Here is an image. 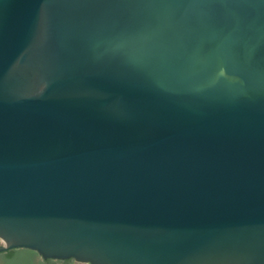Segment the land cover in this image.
I'll return each mask as SVG.
<instances>
[{"label": "water", "instance_id": "1", "mask_svg": "<svg viewBox=\"0 0 264 264\" xmlns=\"http://www.w3.org/2000/svg\"><path fill=\"white\" fill-rule=\"evenodd\" d=\"M0 239L264 264V0H0Z\"/></svg>", "mask_w": 264, "mask_h": 264}, {"label": "trees", "instance_id": "2", "mask_svg": "<svg viewBox=\"0 0 264 264\" xmlns=\"http://www.w3.org/2000/svg\"><path fill=\"white\" fill-rule=\"evenodd\" d=\"M70 261H64L70 264ZM57 261L42 260L37 253L26 249H13L0 253V264H55Z\"/></svg>", "mask_w": 264, "mask_h": 264}, {"label": "rangeland", "instance_id": "3", "mask_svg": "<svg viewBox=\"0 0 264 264\" xmlns=\"http://www.w3.org/2000/svg\"><path fill=\"white\" fill-rule=\"evenodd\" d=\"M55 264H65V263H63L61 261H57ZM70 264H82V263H76L74 261H71Z\"/></svg>", "mask_w": 264, "mask_h": 264}, {"label": "built area", "instance_id": "4", "mask_svg": "<svg viewBox=\"0 0 264 264\" xmlns=\"http://www.w3.org/2000/svg\"><path fill=\"white\" fill-rule=\"evenodd\" d=\"M1 245H3V244H2V242H1V240H0V246H1Z\"/></svg>", "mask_w": 264, "mask_h": 264}, {"label": "bare ground", "instance_id": "5", "mask_svg": "<svg viewBox=\"0 0 264 264\" xmlns=\"http://www.w3.org/2000/svg\"><path fill=\"white\" fill-rule=\"evenodd\" d=\"M1 240V239H0ZM2 244L4 243L2 240H1Z\"/></svg>", "mask_w": 264, "mask_h": 264}]
</instances>
